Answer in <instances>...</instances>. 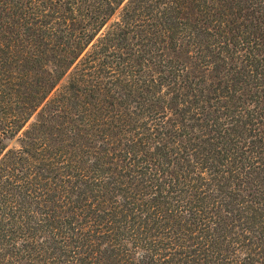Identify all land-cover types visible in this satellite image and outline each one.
Listing matches in <instances>:
<instances>
[{"label":"trees","instance_id":"16d2710c","mask_svg":"<svg viewBox=\"0 0 264 264\" xmlns=\"http://www.w3.org/2000/svg\"><path fill=\"white\" fill-rule=\"evenodd\" d=\"M0 264H264V0H0Z\"/></svg>","mask_w":264,"mask_h":264},{"label":"rangeland","instance_id":"374dc122","mask_svg":"<svg viewBox=\"0 0 264 264\" xmlns=\"http://www.w3.org/2000/svg\"><path fill=\"white\" fill-rule=\"evenodd\" d=\"M8 142H9L10 145L15 144L16 143V138H13V139L9 140Z\"/></svg>","mask_w":264,"mask_h":264}]
</instances>
